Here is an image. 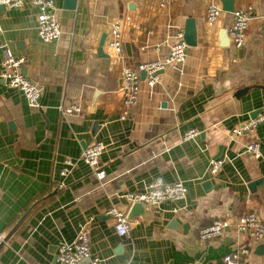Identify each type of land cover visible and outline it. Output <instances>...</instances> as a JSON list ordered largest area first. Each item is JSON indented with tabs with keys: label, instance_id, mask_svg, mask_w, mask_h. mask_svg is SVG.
<instances>
[{
	"label": "crops",
	"instance_id": "1",
	"mask_svg": "<svg viewBox=\"0 0 264 264\" xmlns=\"http://www.w3.org/2000/svg\"><path fill=\"white\" fill-rule=\"evenodd\" d=\"M120 1L121 17L117 0H77L74 9L55 0L61 35L54 42L39 37L32 0L20 8L0 4V71L1 47L8 44L26 58L22 70L42 94L41 107H33L0 76V264H55L58 244L73 241L85 223L98 264H224L241 247L250 250L246 264H264V237L233 229L217 238L199 235L217 218L255 211L264 220V188L249 189L264 178V121L233 134L264 115V40L257 34L264 0H234V10L253 12L241 48L219 38L233 12L223 10L208 23L207 6H222L221 0H168L164 8L157 0ZM190 17L197 44L187 47L185 61L168 64L152 87L142 81L138 102L124 105L123 68L165 59ZM115 23L122 53L111 45ZM72 104L78 113H61L60 106ZM191 128L199 135L183 140ZM96 141L105 144L99 167L106 179L82 161L63 177L65 160ZM252 142L260 144L261 157L247 150ZM216 158L224 163L213 174ZM155 179L182 181L186 197L158 209L149 205L151 216L128 218L129 235H119L107 210L128 215L133 203L125 194Z\"/></svg>",
	"mask_w": 264,
	"mask_h": 264
},
{
	"label": "built area",
	"instance_id": "2",
	"mask_svg": "<svg viewBox=\"0 0 264 264\" xmlns=\"http://www.w3.org/2000/svg\"><path fill=\"white\" fill-rule=\"evenodd\" d=\"M161 7H166L168 0H157ZM38 7L37 33L44 42L57 41L61 35L60 23L54 18L56 8L55 0H32ZM0 4L11 7L20 8L24 6V0H0ZM223 12L221 5L211 3L207 6V20L209 24H214ZM233 23L229 27L228 35L231 42L236 48H241L245 41L250 21L253 17L251 9H237L233 11ZM113 39L112 47L117 53L123 51V41L121 33V25L115 23L112 28ZM187 47L183 32L178 33L177 41L172 44L169 55L163 60H152L140 63L137 68L125 66L123 68V103L126 106L135 105L138 102L141 92V82L145 81L148 86H154L158 79L159 73L165 67L173 62H183L186 59ZM3 60L0 76L9 85L17 87L23 91L29 104L33 107H41V91L40 86L30 80L23 72V64L26 60L24 56L17 55L13 52L8 44L2 45ZM145 73L142 78L141 73ZM60 111L64 115L78 113L80 106L72 104L70 106H60ZM264 121V115H259L243 125L233 129L234 135H241L258 127ZM199 135L197 129L191 128L183 135V140H190ZM105 150V144L102 141H96L88 145L81 155L76 158H67L65 165L61 170V175L66 177L70 174L73 167L79 161L90 166L99 179L104 181L107 177L106 170L99 167L100 158ZM247 150L254 157H261L262 151L258 142H252L247 145ZM224 160L216 158L211 160V173H218ZM63 185V183H60ZM187 187L182 181L166 183L161 179H155L148 183L144 190L131 191L125 194L126 198L131 202H143L155 208L168 200L178 201L186 197ZM1 198V197H0ZM114 221V228L121 236H128L130 229V221L125 211L111 206L107 210ZM236 230L237 232L246 233L249 238L260 240L264 237V220L255 211H250L233 219L217 218L209 224L199 229V235L202 239H211L222 236L228 230ZM5 234H0V240H3ZM248 247H241L239 250L226 254L223 258L224 264H246L244 258L249 253ZM89 260V264H98L99 259L92 257L91 253V234L90 226L85 223L79 229L76 238L73 241H62L58 244L55 264H82L84 260ZM50 264V263H46Z\"/></svg>",
	"mask_w": 264,
	"mask_h": 264
},
{
	"label": "water",
	"instance_id": "3",
	"mask_svg": "<svg viewBox=\"0 0 264 264\" xmlns=\"http://www.w3.org/2000/svg\"><path fill=\"white\" fill-rule=\"evenodd\" d=\"M69 3V8L74 9L76 7L77 0H67ZM222 1V8L224 11L227 12H233L234 7V0H221ZM117 8H118V16H122V9L123 5L120 0H117ZM257 34L264 40V22L260 23L257 29ZM183 38L188 46H195L197 44V26L195 19L193 17H190L186 20L185 27H184V33ZM220 42L223 46L230 45V37L228 35L227 29H222L220 31ZM105 36H103L101 40V46L104 44ZM99 51H102L100 49ZM142 78L145 77V73H141ZM242 92V91H241ZM241 92H239L237 95H239ZM207 185L209 186L210 183L208 182ZM264 188V178H261L259 180L253 181L249 183V189L251 192L255 191H262ZM152 211L149 209V205L143 202H135L133 203L131 210L129 211L128 218H133L135 215H140L143 218H147L148 216H151ZM173 227L177 226L176 220H172L170 223Z\"/></svg>",
	"mask_w": 264,
	"mask_h": 264
}]
</instances>
